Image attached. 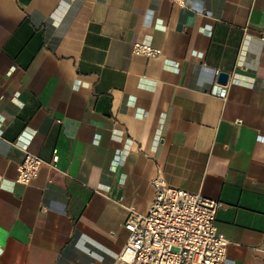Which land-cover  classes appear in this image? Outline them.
Returning a JSON list of instances; mask_svg holds the SVG:
<instances>
[{"label":"crops","instance_id":"obj_1","mask_svg":"<svg viewBox=\"0 0 264 264\" xmlns=\"http://www.w3.org/2000/svg\"><path fill=\"white\" fill-rule=\"evenodd\" d=\"M262 28L264 0H0V264H117L159 177L220 204L224 264H264Z\"/></svg>","mask_w":264,"mask_h":264},{"label":"built area","instance_id":"obj_2","mask_svg":"<svg viewBox=\"0 0 264 264\" xmlns=\"http://www.w3.org/2000/svg\"><path fill=\"white\" fill-rule=\"evenodd\" d=\"M184 7L186 0H170ZM258 40L264 44V28ZM131 54L146 59L159 55V49L144 42L132 44ZM215 94L225 99L227 91L218 87ZM5 118L0 115V142ZM40 157L26 152L15 184L28 186L43 165ZM155 197L147 213L129 210L124 227L126 244L117 264H224L228 239L216 230L220 204L183 189L170 186L159 177L154 181Z\"/></svg>","mask_w":264,"mask_h":264},{"label":"water","instance_id":"obj_3","mask_svg":"<svg viewBox=\"0 0 264 264\" xmlns=\"http://www.w3.org/2000/svg\"><path fill=\"white\" fill-rule=\"evenodd\" d=\"M228 75L226 73L218 74V83L221 85H225L227 83Z\"/></svg>","mask_w":264,"mask_h":264}]
</instances>
